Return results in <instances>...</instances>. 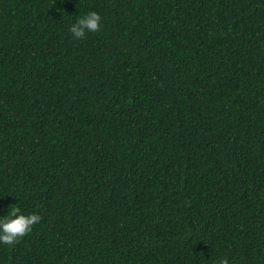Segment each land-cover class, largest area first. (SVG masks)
I'll use <instances>...</instances> for the list:
<instances>
[{"label":"trees","instance_id":"trees-1","mask_svg":"<svg viewBox=\"0 0 264 264\" xmlns=\"http://www.w3.org/2000/svg\"><path fill=\"white\" fill-rule=\"evenodd\" d=\"M12 207L0 264H264V0H0Z\"/></svg>","mask_w":264,"mask_h":264},{"label":"clouds","instance_id":"clouds-1","mask_svg":"<svg viewBox=\"0 0 264 264\" xmlns=\"http://www.w3.org/2000/svg\"><path fill=\"white\" fill-rule=\"evenodd\" d=\"M101 16L95 11L81 15L68 26L74 39H82L87 33L99 30ZM42 217L32 212L24 214L20 207H12L6 215L0 216V246H14L21 238L28 235ZM217 264H229L227 257H221Z\"/></svg>","mask_w":264,"mask_h":264}]
</instances>
